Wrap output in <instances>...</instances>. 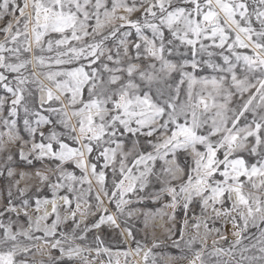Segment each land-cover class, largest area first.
Instances as JSON below:
<instances>
[{"label": "snow or ice", "instance_id": "obj_1", "mask_svg": "<svg viewBox=\"0 0 264 264\" xmlns=\"http://www.w3.org/2000/svg\"><path fill=\"white\" fill-rule=\"evenodd\" d=\"M164 257L264 264V0H0V264Z\"/></svg>", "mask_w": 264, "mask_h": 264}, {"label": "rangeland", "instance_id": "obj_2", "mask_svg": "<svg viewBox=\"0 0 264 264\" xmlns=\"http://www.w3.org/2000/svg\"><path fill=\"white\" fill-rule=\"evenodd\" d=\"M152 207L155 208L156 206L153 205ZM132 222L139 224V221L136 217H133ZM170 226H171L170 224L166 223L165 221H161L159 218H157L146 230L150 237L148 244L149 246L151 245V237L153 236V230H154L155 238L162 241V243L159 248L153 249V251L157 253H168V254H171L172 256H176L180 254L179 250L172 247L171 241L166 239V234L164 231L165 228L170 227ZM140 227H142V225H140ZM101 235L103 236L105 243L110 246L113 245L114 241L116 240V236L113 234L112 230H110L107 226L103 227L101 231ZM142 236H143V233H139V232L137 233L138 238H141ZM228 239L229 241H232L234 237H232L229 234ZM244 242L248 243L247 240H245ZM211 244H212V241L211 239H209L208 241L209 249L211 248ZM221 245L224 247H227V244H225L224 242H221ZM188 255L190 259L191 255L190 254ZM224 259H227V257H225ZM159 264H188V261L187 260H169L167 257H164L163 259H160Z\"/></svg>", "mask_w": 264, "mask_h": 264}]
</instances>
